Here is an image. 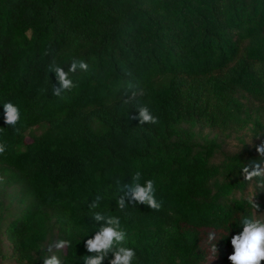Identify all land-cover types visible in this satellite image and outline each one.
Segmentation results:
<instances>
[{
    "label": "trees",
    "instance_id": "1",
    "mask_svg": "<svg viewBox=\"0 0 264 264\" xmlns=\"http://www.w3.org/2000/svg\"><path fill=\"white\" fill-rule=\"evenodd\" d=\"M74 58L88 71L53 96L49 65ZM134 89L144 95L124 103ZM138 106L158 123L140 126ZM261 141L264 0H0V264H83L93 211L119 217L133 264H230L241 216L264 220V188L240 173ZM137 171L160 211L117 208V180Z\"/></svg>",
    "mask_w": 264,
    "mask_h": 264
},
{
    "label": "clouds",
    "instance_id": "2",
    "mask_svg": "<svg viewBox=\"0 0 264 264\" xmlns=\"http://www.w3.org/2000/svg\"><path fill=\"white\" fill-rule=\"evenodd\" d=\"M89 69L88 63L83 59H73L65 71L63 67L49 65V71L54 74L55 84L51 87V94L55 97L71 91L75 84L69 78V73H75L78 70L87 72ZM143 89L131 90L130 95L126 94L124 103H131L138 96H143ZM4 123L7 127L14 128L19 132L17 127L21 120V113L18 106L12 102L3 104ZM137 115L132 117L139 122V125L156 124L158 117L154 116L147 106H138L136 108ZM259 138V137H258ZM258 154V159L250 160V163L244 165L240 173L245 182H255L257 188H264V141L255 147ZM7 151V145L0 143V155ZM141 173L139 171L131 177L130 183H123L117 180L118 190L121 193L116 200L117 208L123 211L128 205L140 204L147 207L149 210L160 211L162 201L156 197V188L154 181L149 179L141 182ZM100 197L91 202L89 209L99 207ZM251 204L255 208L256 213L259 211V205ZM259 216V215H257ZM91 219L101 226L96 231L93 238L84 242L86 252L89 255L83 256V264H102L111 254L112 259L109 264H133L136 259V251L133 248L125 246L127 239L126 230L121 228L120 219L116 216H106L100 212H92ZM103 222V223H101ZM239 226L242 231L231 238L230 244L233 248V253L228 257L230 264H262L264 262V220L260 218L253 219L250 215H242L239 221ZM215 232H211L207 236L209 243L208 251L213 255L214 259L217 256L218 249L216 243ZM70 246V241L66 239L57 240L48 246V252L59 251ZM42 264H62L61 259L57 255H48L42 259Z\"/></svg>",
    "mask_w": 264,
    "mask_h": 264
},
{
    "label": "rangeland",
    "instance_id": "3",
    "mask_svg": "<svg viewBox=\"0 0 264 264\" xmlns=\"http://www.w3.org/2000/svg\"><path fill=\"white\" fill-rule=\"evenodd\" d=\"M27 140L29 141V138H27ZM224 149L229 151V152L236 151L237 150V146H236L235 141L230 140V141L226 142L225 145H224Z\"/></svg>",
    "mask_w": 264,
    "mask_h": 264
}]
</instances>
